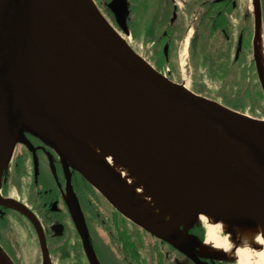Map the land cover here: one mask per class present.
I'll return each instance as SVG.
<instances>
[{
    "label": "water",
    "instance_id": "obj_1",
    "mask_svg": "<svg viewBox=\"0 0 264 264\" xmlns=\"http://www.w3.org/2000/svg\"><path fill=\"white\" fill-rule=\"evenodd\" d=\"M117 1L121 0L112 1V5ZM96 7L101 16L86 0H0V146L6 150L8 162L19 143L34 151L27 133L52 147L56 145L68 164L122 216L195 258L184 243L190 237L189 230L184 238L162 234L120 176L76 131L67 88L92 128L116 138L134 160L148 166L144 148L153 143L167 165L206 193L257 210L264 224V119L173 81L137 53ZM261 32L262 14L258 9L255 47L261 41ZM48 51L56 65L45 83L39 71ZM260 65L264 89V66ZM48 83L68 118L54 103ZM7 164L1 173V191ZM68 184L75 201L76 215H72L88 262L100 264L84 215ZM7 201L34 222L45 262L51 264L44 230L35 214L25 204L0 193V205ZM197 212L210 213L231 225H251L241 213L190 198L172 222L171 232L177 226L182 231V218ZM0 264H16L1 243Z\"/></svg>",
    "mask_w": 264,
    "mask_h": 264
},
{
    "label": "flooded vegetation",
    "instance_id": "obj_2",
    "mask_svg": "<svg viewBox=\"0 0 264 264\" xmlns=\"http://www.w3.org/2000/svg\"><path fill=\"white\" fill-rule=\"evenodd\" d=\"M112 1L114 0H103V2L98 0L100 2L99 9L112 19L114 24L128 29V31L130 29V32L135 34L134 23L137 20L139 3L142 0H121L115 2L114 5H112ZM156 1L159 2V15L153 26L154 38L147 45L153 50H163L161 61H170L169 56L176 49L179 39L185 33L190 32L193 33L191 41L193 55L196 50L197 35L205 32V24L206 32L214 36L208 43V54L206 55L209 61L213 62L214 67H227V72L230 68L234 70L235 66L240 67L243 74L251 69L259 79L260 95L264 96L258 72V63L262 62L264 58V39L262 45L259 43L258 47H255L254 43L258 9L262 14V37L264 34V0H252L254 8L247 5L249 0ZM189 17H191L190 22L186 25ZM217 35H221V41L214 40L215 37H218ZM234 35H237L236 43H234ZM251 54L252 57L249 59ZM27 137L35 152L25 144L19 143L22 150L19 153L14 151L12 157L14 164L9 174L10 176L16 175V185L19 187L20 196L10 195L6 192L8 189L4 191L2 189V195L25 204L35 214L44 230L51 264H57L58 258L67 254V245L72 233L78 238L76 257L80 260L74 264H89L70 205L65 198L70 191L69 182L84 215L91 245L101 264H134L131 256L138 260L144 256L146 264H239L237 259L217 255L203 256L199 253L200 245L205 242L207 236V230L203 224H195L189 229L190 237L186 241L183 240L186 246L192 250L195 258H191L170 243L135 224L141 235H138L137 242H134L136 244L130 245L129 243L128 250L123 252L125 248L117 234H113L115 233L113 232L114 228L102 221V216L98 213L99 208L96 207L97 201H86L88 196L85 195L84 177L69 164L65 165L54 147L31 133H27ZM29 173L31 174L30 181L27 188L22 190L20 179L28 178ZM7 179L5 177V182H3L2 188L4 189L9 187ZM99 201H102L101 196H99ZM13 214L31 224L36 231L40 246L34 222L19 209L0 205V216L3 215L0 225H7L8 216ZM102 228L108 232L106 234L108 240L102 238L100 233ZM150 239H153L154 242L151 243ZM5 250L9 253L7 249Z\"/></svg>",
    "mask_w": 264,
    "mask_h": 264
},
{
    "label": "bare ground",
    "instance_id": "obj_3",
    "mask_svg": "<svg viewBox=\"0 0 264 264\" xmlns=\"http://www.w3.org/2000/svg\"><path fill=\"white\" fill-rule=\"evenodd\" d=\"M86 1L90 8L98 16H101L94 0ZM190 37L191 32L186 37L185 46L181 53V66L185 75L189 67L188 45ZM260 44L262 45V40ZM54 64L52 53L48 51L39 71L42 82H47L46 77ZM48 86L54 103L62 115L68 118V113L58 99L55 89L50 83ZM185 86L188 88V85L185 84ZM66 92L72 111L71 123L76 131L90 148L120 176L126 189L140 201L142 209L151 214L162 234L172 237L179 235L184 238L190 227L195 224H203L206 227L207 236L205 242L200 245L199 253L201 255H217L237 259L239 264H264V224L257 210L241 208L227 198L206 193L202 187L182 175L175 167L167 165L162 155L157 151V146L153 143L144 148L145 156L149 159V165L140 164L125 152L124 147L117 142L116 138L106 131H104L106 133H102L92 128L88 122L89 119L87 118L88 121L85 120L77 98L67 88ZM54 147L59 152L64 164L67 165V157L56 145ZM8 160L6 150L0 146V184L1 173ZM0 193L2 194L1 189ZM65 198L73 214L76 215L73 193L69 191ZM190 198L206 200L224 209L241 213L250 219L251 225H246L243 222L231 225L225 220L217 219L210 213L197 212L182 218L180 222L182 231H179L177 226L171 232L172 222L183 210L185 200ZM5 204L18 209V206L12 202L7 201ZM221 231L226 232V235L222 237Z\"/></svg>",
    "mask_w": 264,
    "mask_h": 264
},
{
    "label": "rangeland",
    "instance_id": "obj_4",
    "mask_svg": "<svg viewBox=\"0 0 264 264\" xmlns=\"http://www.w3.org/2000/svg\"><path fill=\"white\" fill-rule=\"evenodd\" d=\"M94 1L96 5L100 3L98 0ZM101 1L103 2V0ZM247 5L251 7L253 6L254 8L252 0H249ZM158 6L159 2L156 0H142V2L139 3L137 20L134 23L135 34L132 32H125L123 27L114 24L112 19L108 18L104 15V13L102 14L137 53L144 57L158 71L162 72L173 81L181 84H187L189 89L195 93L217 100L231 108H233L235 104L240 105L243 107V110L238 111L256 118L264 119V96L260 95L259 79L256 74H254L251 69H248L246 73L247 75L245 73L243 74V70H241L238 66H235L236 68L234 70L230 68L228 72L227 67H214L213 62L209 61L206 55L208 54L207 34L200 33L197 35V45H195L196 50L192 55V33L188 45L189 67L186 75L182 71L181 53L183 52L185 46V40L188 35L187 33L182 35L179 39V42L175 47L176 49H174L171 56H169L170 61L164 62L160 60V57L163 56V50H153L152 47L147 45L150 44L151 40L154 38L153 26L158 19ZM190 18L191 17L187 19L186 25L189 24ZM126 30L128 31V29ZM129 33L132 35L131 42L127 38L128 35H130ZM234 37V43H236L237 35H234ZM263 39L264 34L262 41ZM251 57L252 54L249 59ZM260 64L264 66V58L262 59V62L260 61ZM239 97L243 98L240 104L237 102ZM21 147V145H16V153H19L20 150H22ZM13 164L14 160L12 158L7 164L2 180L3 186L5 177H7L9 187L2 189L3 191L8 189L6 192L10 195L20 196L18 191L19 187L16 185V175H9ZM30 178L31 174L29 173L28 178L26 177L24 180L20 179V182H22V186H20L22 190L27 188ZM99 196H101L102 199L100 204L101 208H99V212L101 213L103 219L102 221H105L106 224H110L114 228L115 231L113 232L115 233L113 234H117V237H119L122 241L123 248H125L123 252H126V250H128L129 243L130 245L136 244L134 242H137L138 235L141 234L134 223L125 217H122L121 214L101 194H99ZM26 221L27 220H24L18 215H9L7 225H0V243L9 251L10 256L16 264H46L41 253L36 231L31 224ZM102 229L103 230H100L102 238L108 240L106 237L108 232H106L105 228ZM220 233L222 237L226 235V232L224 231H221ZM150 242H154L153 239H150ZM77 246L78 238H76L75 234L72 233L67 245V254L59 257L57 264L78 263L80 260L76 257ZM112 260L114 261V259ZM131 260H133L134 264H146V258L144 256H142L139 260L131 256Z\"/></svg>",
    "mask_w": 264,
    "mask_h": 264
},
{
    "label": "trees",
    "instance_id": "obj_5",
    "mask_svg": "<svg viewBox=\"0 0 264 264\" xmlns=\"http://www.w3.org/2000/svg\"><path fill=\"white\" fill-rule=\"evenodd\" d=\"M204 26H205V32L203 34H207V44H208L209 42H211V38H213L214 36H212L211 34H208L206 32V25L204 24ZM217 36L218 37H215L214 40L215 41H221V35H217ZM195 45H197V40L195 42ZM242 99H243L242 97H239V100H237V102L240 104L242 102ZM233 108H235L237 110H243V107L240 106V105H237V104H235ZM85 189H86L85 195L88 196L87 197L88 200H86V201H88V202L89 201L95 202L94 200H96L97 201L96 202L97 203L96 207L97 208H100L101 207L100 206L101 202L99 201V194L100 193L86 179H85ZM98 213H100V212H98ZM1 220H3V215L0 216V221Z\"/></svg>",
    "mask_w": 264,
    "mask_h": 264
},
{
    "label": "built area",
    "instance_id": "obj_6",
    "mask_svg": "<svg viewBox=\"0 0 264 264\" xmlns=\"http://www.w3.org/2000/svg\"><path fill=\"white\" fill-rule=\"evenodd\" d=\"M128 40L131 42L132 41V35L130 34V35H128ZM187 77V76H186Z\"/></svg>",
    "mask_w": 264,
    "mask_h": 264
}]
</instances>
